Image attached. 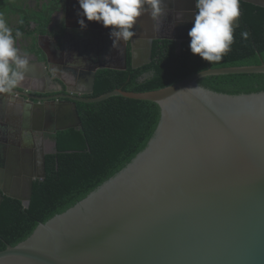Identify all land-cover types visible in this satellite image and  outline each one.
<instances>
[{
    "label": "water",
    "instance_id": "1",
    "mask_svg": "<svg viewBox=\"0 0 264 264\" xmlns=\"http://www.w3.org/2000/svg\"><path fill=\"white\" fill-rule=\"evenodd\" d=\"M145 37L151 59L155 37ZM135 54L136 48L133 60ZM260 72L264 61L209 67L153 90L68 95L70 101L50 104V112L34 98L35 121H50L51 134L82 125L77 101L113 95L154 101L161 117L128 166L0 250V264H264V91L228 94L198 82L207 75ZM95 79L93 70L87 90L76 91L93 92ZM43 170L45 176V163ZM19 191L3 189L0 202L5 194L28 207L33 178Z\"/></svg>",
    "mask_w": 264,
    "mask_h": 264
},
{
    "label": "trees",
    "instance_id": "2",
    "mask_svg": "<svg viewBox=\"0 0 264 264\" xmlns=\"http://www.w3.org/2000/svg\"><path fill=\"white\" fill-rule=\"evenodd\" d=\"M240 26L234 43L218 63L210 64L190 50V41L178 50L175 42L155 40L152 62L142 68L100 69L95 92L115 88L133 91L158 89L209 67L259 64L264 61V7L240 2ZM29 24L24 20L23 28ZM25 25V26H24ZM247 30L249 38L241 33ZM199 84L217 92L241 94L264 91V73L207 75ZM79 127L51 134L57 142L50 153L47 176L34 183L30 206L5 197L0 206V250L27 238L36 226L65 211L97 190L128 166L154 136L161 117L158 103L113 95L97 102H78Z\"/></svg>",
    "mask_w": 264,
    "mask_h": 264
},
{
    "label": "flooded vegetation",
    "instance_id": "3",
    "mask_svg": "<svg viewBox=\"0 0 264 264\" xmlns=\"http://www.w3.org/2000/svg\"><path fill=\"white\" fill-rule=\"evenodd\" d=\"M55 1L59 0H9L6 6L0 5V10L7 12L3 19L13 35L17 30L22 33L16 40V47L29 62L24 80L12 92L0 93V192L3 189L11 193L22 192L30 178H33L34 188L35 181L47 176V163L56 146L50 133V121L42 125L35 121L34 103L38 99L34 98L42 99V107L50 112V104L70 101L68 95L93 97L95 84L93 92L83 94L76 91L87 90L91 71L96 70L97 74L100 69L126 70L129 66H147L153 57V47L151 59L145 55L147 34L153 35L154 41L175 42L177 49L181 50L182 43L191 39L188 32L197 11L196 0H164L159 16L154 18L150 9L145 11L133 26L136 35L128 41L117 42L114 47L110 38L111 26L104 27L100 22L88 21L78 15V12L82 13L78 0H62L64 12H56ZM50 8L54 11L52 27ZM26 19L29 24L24 25V29L19 28ZM80 19H84L86 27H81ZM177 37L185 39L179 41ZM134 62L139 66L134 67ZM33 193L34 189L32 198ZM5 197L10 196L4 194L0 206ZM19 201L27 207L22 200Z\"/></svg>",
    "mask_w": 264,
    "mask_h": 264
},
{
    "label": "clouds",
    "instance_id": "4",
    "mask_svg": "<svg viewBox=\"0 0 264 264\" xmlns=\"http://www.w3.org/2000/svg\"><path fill=\"white\" fill-rule=\"evenodd\" d=\"M79 7L88 21L111 26L110 38L113 46L119 41H128L136 33L132 30L137 20L150 9V15L157 17L162 13L164 0H78ZM194 23L188 32L190 50L210 64L220 62L230 51L234 43V21L240 17V0H196ZM81 27H86L84 19L79 20ZM3 18H0V93L15 89L25 77L28 59L19 54L17 38ZM244 40L249 38L247 30L241 33Z\"/></svg>",
    "mask_w": 264,
    "mask_h": 264
},
{
    "label": "crops",
    "instance_id": "5",
    "mask_svg": "<svg viewBox=\"0 0 264 264\" xmlns=\"http://www.w3.org/2000/svg\"><path fill=\"white\" fill-rule=\"evenodd\" d=\"M6 2L7 3H9V0H0V5L1 4H3V5H5L6 6ZM63 1L61 0H59L58 2L57 1H55V2H53V7H54V9L56 10V12L57 11H65V7L62 9V6H63V3H62ZM55 3V4H54ZM5 11H6V9H5ZM54 14V11L52 10V8H50V25H51V27H52V25H54L51 21V15H53ZM6 15H7V12H4L3 10H0V18H5L6 17Z\"/></svg>",
    "mask_w": 264,
    "mask_h": 264
},
{
    "label": "rangeland",
    "instance_id": "6",
    "mask_svg": "<svg viewBox=\"0 0 264 264\" xmlns=\"http://www.w3.org/2000/svg\"><path fill=\"white\" fill-rule=\"evenodd\" d=\"M8 7L10 8V5H8Z\"/></svg>",
    "mask_w": 264,
    "mask_h": 264
}]
</instances>
